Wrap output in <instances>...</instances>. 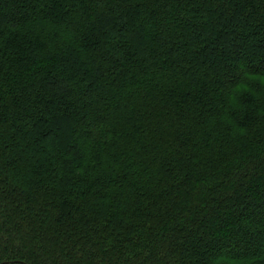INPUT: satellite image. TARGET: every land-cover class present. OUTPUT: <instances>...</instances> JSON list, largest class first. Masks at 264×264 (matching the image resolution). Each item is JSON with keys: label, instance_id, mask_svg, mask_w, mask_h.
<instances>
[{"label": "trees", "instance_id": "obj_1", "mask_svg": "<svg viewBox=\"0 0 264 264\" xmlns=\"http://www.w3.org/2000/svg\"><path fill=\"white\" fill-rule=\"evenodd\" d=\"M0 264H264V0H0Z\"/></svg>", "mask_w": 264, "mask_h": 264}, {"label": "rangeland", "instance_id": "obj_2", "mask_svg": "<svg viewBox=\"0 0 264 264\" xmlns=\"http://www.w3.org/2000/svg\"><path fill=\"white\" fill-rule=\"evenodd\" d=\"M254 193H255V194L257 193L256 190L254 191Z\"/></svg>", "mask_w": 264, "mask_h": 264}]
</instances>
